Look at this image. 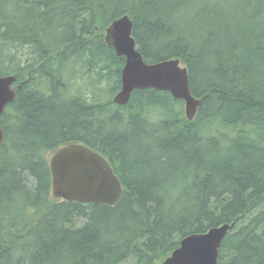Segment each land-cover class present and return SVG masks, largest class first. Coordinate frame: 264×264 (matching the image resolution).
I'll return each mask as SVG.
<instances>
[{
    "label": "trees",
    "instance_id": "1",
    "mask_svg": "<svg viewBox=\"0 0 264 264\" xmlns=\"http://www.w3.org/2000/svg\"><path fill=\"white\" fill-rule=\"evenodd\" d=\"M123 15L144 62L186 67L192 120L168 91L113 102L125 58L102 31ZM0 75V264H157L232 222L217 263L264 264V0H0ZM69 143L109 161L116 204L52 197Z\"/></svg>",
    "mask_w": 264,
    "mask_h": 264
},
{
    "label": "water",
    "instance_id": "2",
    "mask_svg": "<svg viewBox=\"0 0 264 264\" xmlns=\"http://www.w3.org/2000/svg\"><path fill=\"white\" fill-rule=\"evenodd\" d=\"M104 41L125 58L121 69L120 89L113 102L124 105L137 89L153 88L168 91L175 99L182 100L184 115L192 120L200 99L189 90L187 70L179 59L154 63L143 61L136 50L132 36V21L127 15L114 19L105 29ZM16 78L0 75V116L7 104L12 103ZM3 132L0 126V143ZM51 195L54 198L81 203L114 205L123 190L119 178L109 161L100 153L81 143H69L49 156ZM234 222L209 228L204 233H192L180 239L179 245L157 264H218V248Z\"/></svg>",
    "mask_w": 264,
    "mask_h": 264
},
{
    "label": "rangeland",
    "instance_id": "3",
    "mask_svg": "<svg viewBox=\"0 0 264 264\" xmlns=\"http://www.w3.org/2000/svg\"><path fill=\"white\" fill-rule=\"evenodd\" d=\"M105 29H106V28H105ZM105 29H103V31H102V35H103V36H105ZM81 82H82V81H81ZM81 86L83 87L82 90H85V92H88L90 85L87 86L85 82H84V83L82 82ZM86 94H87V93H86ZM100 95H101V92H100ZM182 109H183V106H182ZM49 156H50V153L47 154V156H46V158L48 159V162H49ZM126 263H127V262H126ZM126 263H123V264H126Z\"/></svg>",
    "mask_w": 264,
    "mask_h": 264
}]
</instances>
